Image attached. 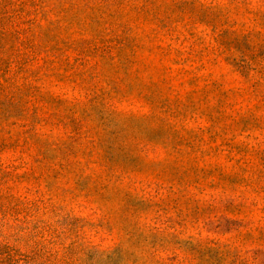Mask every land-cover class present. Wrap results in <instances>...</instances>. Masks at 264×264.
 Returning <instances> with one entry per match:
<instances>
[{
    "label": "rangeland",
    "instance_id": "1",
    "mask_svg": "<svg viewBox=\"0 0 264 264\" xmlns=\"http://www.w3.org/2000/svg\"><path fill=\"white\" fill-rule=\"evenodd\" d=\"M0 264H264V0H0Z\"/></svg>",
    "mask_w": 264,
    "mask_h": 264
}]
</instances>
